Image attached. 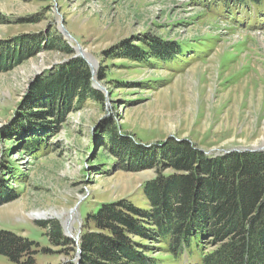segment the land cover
I'll use <instances>...</instances> for the list:
<instances>
[{
  "label": "rangeland",
  "instance_id": "rangeland-1",
  "mask_svg": "<svg viewBox=\"0 0 264 264\" xmlns=\"http://www.w3.org/2000/svg\"><path fill=\"white\" fill-rule=\"evenodd\" d=\"M202 6L0 0V57L17 55L0 69V230L33 242V264H77L79 235L93 228L85 216L103 203L126 199L147 209L142 185L169 140L185 139L208 156L264 151V20L227 19ZM148 36L181 51L166 61L120 57L125 45L147 49ZM78 58L101 99L74 98L68 111L59 101L42 134L15 133L27 110L48 108V97H33V82ZM134 240L159 264L197 263L198 253L174 261L160 243ZM0 264L15 263L0 254Z\"/></svg>",
  "mask_w": 264,
  "mask_h": 264
},
{
  "label": "trees",
  "instance_id": "trees-1",
  "mask_svg": "<svg viewBox=\"0 0 264 264\" xmlns=\"http://www.w3.org/2000/svg\"><path fill=\"white\" fill-rule=\"evenodd\" d=\"M195 2L227 19L231 15L252 24L264 20V0ZM143 43L147 49L125 45L120 57L139 62L146 57L166 61L181 51L174 42L149 36ZM15 55L0 57V69L8 57L13 60ZM90 81V70L79 58L38 77L31 93L33 97H48V108L27 110L13 126L15 133L42 134L41 128L51 124L53 119L49 118L57 114L59 101L60 108L68 111L74 98L101 99ZM109 132L115 134L114 129ZM40 138L31 137L29 141L37 143ZM110 141L118 148L122 144L116 136ZM165 147L151 164L157 166L156 174L142 185L149 207L139 208L120 199L87 213L84 220L93 228L85 226L79 235L77 264H159L146 253L148 248L134 238L160 243L174 261H189L198 253L195 264H264V151H229L208 156L185 139L169 140ZM52 227V241L56 242L59 230ZM62 240L71 241L65 237ZM210 244L215 247L206 249ZM32 251L33 242L26 237L0 230V254L10 262L33 264Z\"/></svg>",
  "mask_w": 264,
  "mask_h": 264
},
{
  "label": "bare ground",
  "instance_id": "bare-ground-1",
  "mask_svg": "<svg viewBox=\"0 0 264 264\" xmlns=\"http://www.w3.org/2000/svg\"><path fill=\"white\" fill-rule=\"evenodd\" d=\"M262 143L264 144V139H263V141H262ZM44 214H41V213H38V214H34V215H32V217H38V216H43Z\"/></svg>",
  "mask_w": 264,
  "mask_h": 264
}]
</instances>
